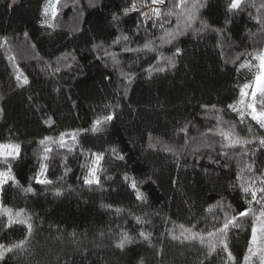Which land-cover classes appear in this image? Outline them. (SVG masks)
Masks as SVG:
<instances>
[{
    "label": "trees",
    "instance_id": "trees-1",
    "mask_svg": "<svg viewBox=\"0 0 264 264\" xmlns=\"http://www.w3.org/2000/svg\"><path fill=\"white\" fill-rule=\"evenodd\" d=\"M55 1L0 0V144L19 145L0 156L15 177L0 185V245L27 240L0 264H243L261 205L227 249L216 230L249 207L241 185L264 186V128L228 107L260 72L264 0H166L150 20L130 0H57L51 16Z\"/></svg>",
    "mask_w": 264,
    "mask_h": 264
},
{
    "label": "snow or ice",
    "instance_id": "snow-or-ice-1",
    "mask_svg": "<svg viewBox=\"0 0 264 264\" xmlns=\"http://www.w3.org/2000/svg\"><path fill=\"white\" fill-rule=\"evenodd\" d=\"M152 4L156 5V4H163L164 0H151ZM184 4V0H180V6H183ZM241 4V0H233L231 7L236 9L239 8ZM193 8L196 7V5H192ZM135 8V5H133V9ZM172 11L170 10L169 12H167L165 15H172ZM145 16L148 17V14L145 13ZM161 16V12L159 8H154L152 10V16L148 17L149 19L151 18H155V19H159ZM162 27V25H161ZM171 35V34H169ZM123 39L127 40L128 37H123ZM145 48H150L151 45L150 44H145L144 46ZM126 50H130V49H126ZM179 49H177V53H179ZM255 59L257 61H259V69L260 72L259 74L255 77V82L254 85L252 84H244L240 90V98L239 100L234 103V104H230L228 107L230 109H232L233 111L237 112L240 117L241 120H243L244 115H245V111L244 108L242 107H238L237 105H242L245 106L248 109H251V111L248 113V115L251 116L252 120H255L259 126L261 128H264V110L257 112L256 109V96L259 93L261 96V101L260 103L262 105H264V52L259 53L258 55L255 56ZM23 82L25 84L28 83V80L26 77H24ZM249 89H251V91H249ZM251 96L252 98V102L248 103L247 105H245V99L248 96ZM113 117L112 116H107L104 119L105 120H111ZM97 125L101 123L100 120H97L95 122ZM181 131H186V129H182ZM222 137H224L225 140L228 141L227 146L231 147L234 146L237 143H241L239 137H236L235 139H233L232 135L228 132H224L223 130L220 131L219 133ZM65 135L68 134H61L59 143L61 146H64L65 141H64V137ZM75 133L71 134V138L73 140H75ZM45 140H51L50 137H46ZM45 141H41V143H44ZM260 143L264 144V138L260 139ZM49 149H46V151ZM19 152V145H11V144H0V156H15L16 154H18ZM95 155V160L94 163L98 165L99 161L102 159V154H94ZM122 158V157H121ZM46 167V166H45ZM96 171L97 169L95 167L89 169V175L87 177H85V183L88 184H92V183H99V177L96 175ZM41 174H43V169ZM9 179L11 180H15V177L11 175L10 172V168L8 172H0V185H2L3 183L7 182ZM40 183H50V181L44 179V180H40ZM261 184L264 185V180L261 181ZM135 188V182H133L132 185ZM242 190L245 193H250L252 199L250 201H248L249 207L246 208L244 211H241L238 216H231L228 217L227 215L225 216V220L223 223V226L218 228L216 230L217 233L220 234V243H222L224 245V248L227 249V243L225 241V237L227 235V231L229 229V226H237L236 222L239 219V217H245L248 216L250 212H252V208H251V204L252 202H256L257 204L261 205V210L259 212V215L256 216V214L254 212H252V214L255 216V222L254 225L252 227L251 230V238H250V242H249V248H248V254H246L244 256V260H243V264H250V259L251 256L253 255H257L259 254L260 256V260H261V264H264V195L261 196L260 199H257V192L264 194V186L260 187V188H250V187H244L243 185H241ZM25 191H32L31 188L25 189ZM137 197L141 198V195L139 194L138 190H137ZM5 212L8 213L9 216V224H11L13 221V217H12V213L10 210L5 209ZM117 211H119V209H117ZM209 211H211V209H209ZM17 216H20L21 213H17ZM16 222L19 223H23L27 225V229H28V234H31V229H32V225L30 223L27 222V220H18ZM183 229V225L180 226ZM184 231L186 232H191L190 229H185ZM184 234V232H182V235ZM216 233H209L208 235L214 236ZM140 235L145 236L144 233H140ZM199 237V239L201 241H203L204 237L203 236H199L198 233H193L192 234V238H197ZM148 237L145 236V239H147ZM174 239L177 237H173ZM187 238V237H185ZM127 238L125 237L124 239L121 240L120 243V247L124 246L125 240ZM27 243V240H21L15 244H13L11 247L5 248L4 245H0V258L3 257L4 252H10L12 251L13 248H23ZM213 249L215 247V245H212ZM229 258L234 260L235 258L231 256V253H229Z\"/></svg>",
    "mask_w": 264,
    "mask_h": 264
},
{
    "label": "rangeland",
    "instance_id": "rangeland-1",
    "mask_svg": "<svg viewBox=\"0 0 264 264\" xmlns=\"http://www.w3.org/2000/svg\"><path fill=\"white\" fill-rule=\"evenodd\" d=\"M242 1V0H241ZM166 3V0H164V3L161 5V4H152V2L150 3L148 0H130L129 1V4H128V12H135V11H142L145 15V13L148 14V17H151L152 16V10L154 8H159L160 9V12L162 11V8L164 7ZM133 5H135V8L133 9ZM56 6H57V0L55 2H52L50 4V9H51V16H52V9H56ZM58 9V7H57ZM148 17L145 16V18L147 20H150ZM151 19H155V18H151ZM254 85V83L252 84ZM249 91H251V89H249ZM261 96L260 94L258 93L257 96H256V103L257 102H260L261 101ZM245 101L247 103H251L252 102V98L251 96L249 95L248 97H246ZM257 106H260V105H257ZM258 112V110H257ZM59 143V142H58Z\"/></svg>",
    "mask_w": 264,
    "mask_h": 264
}]
</instances>
